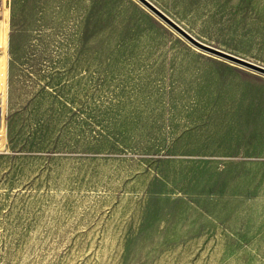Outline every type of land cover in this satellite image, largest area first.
Returning a JSON list of instances; mask_svg holds the SVG:
<instances>
[{"label":"rangeland","instance_id":"1","mask_svg":"<svg viewBox=\"0 0 264 264\" xmlns=\"http://www.w3.org/2000/svg\"><path fill=\"white\" fill-rule=\"evenodd\" d=\"M150 1L264 68V0ZM9 3L0 264H264V74L135 0Z\"/></svg>","mask_w":264,"mask_h":264},{"label":"bare ground","instance_id":"2","mask_svg":"<svg viewBox=\"0 0 264 264\" xmlns=\"http://www.w3.org/2000/svg\"><path fill=\"white\" fill-rule=\"evenodd\" d=\"M135 1L138 4H140L142 7H144L137 0H135ZM144 8L147 9L146 7H144ZM10 31H11L10 3H9V0H0V110H2V112L0 111V113H1L0 114V150L4 149L5 141H6V109H7V100H8V72H9ZM177 34L180 35L179 33H177ZM192 46L197 51H202V52L207 53L209 55L215 56L213 54H210V53H208V52H206L204 50H201V49L195 47L194 45H192ZM215 57H217L219 59H223V58L218 57V56H215ZM223 60L228 61V62H230L233 65H238V63H235L233 61H230V60H227V59H223Z\"/></svg>","mask_w":264,"mask_h":264},{"label":"water","instance_id":"3","mask_svg":"<svg viewBox=\"0 0 264 264\" xmlns=\"http://www.w3.org/2000/svg\"><path fill=\"white\" fill-rule=\"evenodd\" d=\"M139 3H141L144 7H146L151 13H153L157 18H159L161 21H163L166 25L171 27L173 30H175L177 33H179L183 38H185L189 43L194 45L195 47L204 50L210 54H213L215 56L221 57L223 59H227L233 62H236L240 65L247 66L259 73L264 74V68L257 66L253 63H250L248 61H245L243 59H240L238 57H235L231 54H228L224 51H221L219 49H216L214 47H211L207 44L202 43L198 39H196L194 36H192L188 31H186L181 25H179L177 22H175L169 15H167L165 12H163L159 7H157L154 3H152L150 0H137Z\"/></svg>","mask_w":264,"mask_h":264},{"label":"crops","instance_id":"4","mask_svg":"<svg viewBox=\"0 0 264 264\" xmlns=\"http://www.w3.org/2000/svg\"><path fill=\"white\" fill-rule=\"evenodd\" d=\"M153 3V2H152Z\"/></svg>","mask_w":264,"mask_h":264}]
</instances>
